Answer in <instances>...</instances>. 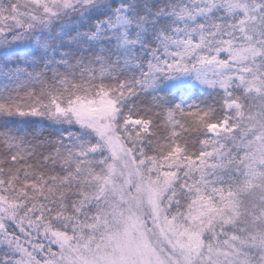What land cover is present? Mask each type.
<instances>
[{
  "label": "snow or ice",
  "instance_id": "snow-or-ice-1",
  "mask_svg": "<svg viewBox=\"0 0 264 264\" xmlns=\"http://www.w3.org/2000/svg\"><path fill=\"white\" fill-rule=\"evenodd\" d=\"M125 176L264 264V0H0V264H73Z\"/></svg>",
  "mask_w": 264,
  "mask_h": 264
},
{
  "label": "rangeland",
  "instance_id": "rangeland-1",
  "mask_svg": "<svg viewBox=\"0 0 264 264\" xmlns=\"http://www.w3.org/2000/svg\"><path fill=\"white\" fill-rule=\"evenodd\" d=\"M116 179L101 192L106 203L97 226L64 250L73 264H161L165 248L179 252L185 264H243L240 261L248 259L224 244L213 243L211 249L201 245L190 231L195 226L185 228L165 218L160 195H153L144 182L127 176Z\"/></svg>",
  "mask_w": 264,
  "mask_h": 264
},
{
  "label": "trees",
  "instance_id": "trees-1",
  "mask_svg": "<svg viewBox=\"0 0 264 264\" xmlns=\"http://www.w3.org/2000/svg\"><path fill=\"white\" fill-rule=\"evenodd\" d=\"M122 232V231H121ZM162 244V243H160ZM166 249V255L164 256V258L160 259V263L161 264H185L186 260L184 259V257H182V259L180 260L181 256L179 255V252H176L175 250H169L168 248ZM240 260L238 259L237 262H239ZM247 260H242L240 262H244ZM190 261H188L187 264H189ZM226 264H232L229 262H226Z\"/></svg>",
  "mask_w": 264,
  "mask_h": 264
}]
</instances>
